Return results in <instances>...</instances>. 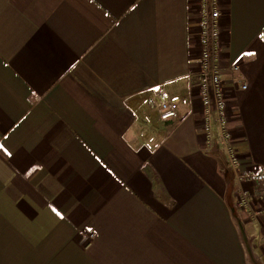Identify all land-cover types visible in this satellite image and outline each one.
Returning <instances> with one entry per match:
<instances>
[{
	"label": "crops",
	"instance_id": "obj_1",
	"mask_svg": "<svg viewBox=\"0 0 264 264\" xmlns=\"http://www.w3.org/2000/svg\"><path fill=\"white\" fill-rule=\"evenodd\" d=\"M191 6L0 0V264H264V198L245 184L237 207L198 130ZM223 13L229 128L242 171L264 172V0ZM161 88L177 122L150 111Z\"/></svg>",
	"mask_w": 264,
	"mask_h": 264
},
{
	"label": "built area",
	"instance_id": "obj_2",
	"mask_svg": "<svg viewBox=\"0 0 264 264\" xmlns=\"http://www.w3.org/2000/svg\"><path fill=\"white\" fill-rule=\"evenodd\" d=\"M191 2V13L196 18V31L201 47L199 70L193 79L198 89L203 115L198 130L207 150L215 149L216 142L220 143L226 164L237 181L242 184L237 193V207L251 210L255 194L244 185L258 186V197L264 198V172L242 171L236 139L229 128L232 101L226 90L220 66L224 34L223 0H191ZM231 69L237 72L239 67L232 65ZM241 87L247 89L248 85L244 83ZM147 102L150 111L158 114L161 121L180 120L178 99L167 89L156 90L148 97ZM90 236L95 237L96 232Z\"/></svg>",
	"mask_w": 264,
	"mask_h": 264
}]
</instances>
